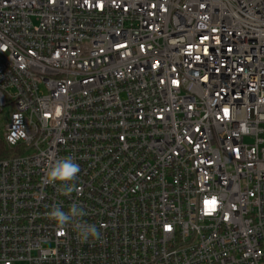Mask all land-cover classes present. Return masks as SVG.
Here are the masks:
<instances>
[{"label": "built area", "instance_id": "2783aa9c", "mask_svg": "<svg viewBox=\"0 0 264 264\" xmlns=\"http://www.w3.org/2000/svg\"><path fill=\"white\" fill-rule=\"evenodd\" d=\"M0 143V264H264V0H0Z\"/></svg>", "mask_w": 264, "mask_h": 264}, {"label": "clouds", "instance_id": "9594fccd", "mask_svg": "<svg viewBox=\"0 0 264 264\" xmlns=\"http://www.w3.org/2000/svg\"><path fill=\"white\" fill-rule=\"evenodd\" d=\"M52 163L43 177L44 184H59L60 187L66 193H71L76 189L75 178L80 171L79 165L75 163L71 157L56 158L54 155L50 157ZM85 213L83 209L79 208L76 204L71 206L68 213L54 208L50 213V217L54 219L60 226H64L70 222H73L79 238L88 242L90 238L99 239L100 233L94 225L88 224L87 222H79L75 218L83 216Z\"/></svg>", "mask_w": 264, "mask_h": 264}, {"label": "snow or ice", "instance_id": "6c2138e0", "mask_svg": "<svg viewBox=\"0 0 264 264\" xmlns=\"http://www.w3.org/2000/svg\"><path fill=\"white\" fill-rule=\"evenodd\" d=\"M225 114H227V109H225ZM205 204H206V206H208V205L214 206L215 205V200H213V201H205Z\"/></svg>", "mask_w": 264, "mask_h": 264}, {"label": "rangeland", "instance_id": "374dc122", "mask_svg": "<svg viewBox=\"0 0 264 264\" xmlns=\"http://www.w3.org/2000/svg\"><path fill=\"white\" fill-rule=\"evenodd\" d=\"M10 114L9 111H6L5 114H3V117H7Z\"/></svg>", "mask_w": 264, "mask_h": 264}, {"label": "trees", "instance_id": "16d2710c", "mask_svg": "<svg viewBox=\"0 0 264 264\" xmlns=\"http://www.w3.org/2000/svg\"><path fill=\"white\" fill-rule=\"evenodd\" d=\"M2 148V145H1V143H0V149ZM1 154H2V152H0V158H1Z\"/></svg>", "mask_w": 264, "mask_h": 264}]
</instances>
